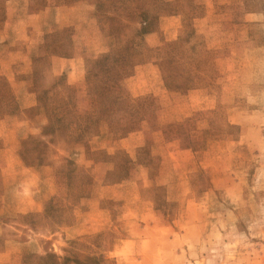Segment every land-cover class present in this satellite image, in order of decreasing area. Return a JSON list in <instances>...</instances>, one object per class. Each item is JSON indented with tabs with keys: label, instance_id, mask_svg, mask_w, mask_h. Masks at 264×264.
I'll return each mask as SVG.
<instances>
[{
	"label": "rangeland",
	"instance_id": "obj_1",
	"mask_svg": "<svg viewBox=\"0 0 264 264\" xmlns=\"http://www.w3.org/2000/svg\"><path fill=\"white\" fill-rule=\"evenodd\" d=\"M0 264H264V0H0Z\"/></svg>",
	"mask_w": 264,
	"mask_h": 264
},
{
	"label": "crops",
	"instance_id": "obj_2",
	"mask_svg": "<svg viewBox=\"0 0 264 264\" xmlns=\"http://www.w3.org/2000/svg\"><path fill=\"white\" fill-rule=\"evenodd\" d=\"M78 154V153H77ZM80 155V154H79ZM99 203H101V202H99ZM101 205V204H100ZM6 242V241H5ZM7 253V252H6ZM8 254V253H7Z\"/></svg>",
	"mask_w": 264,
	"mask_h": 264
}]
</instances>
